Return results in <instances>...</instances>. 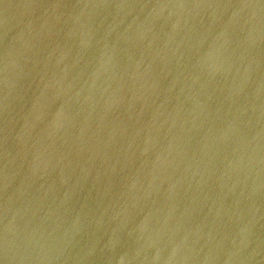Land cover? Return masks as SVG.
I'll return each mask as SVG.
<instances>
[{"label": "water", "instance_id": "1", "mask_svg": "<svg viewBox=\"0 0 264 264\" xmlns=\"http://www.w3.org/2000/svg\"><path fill=\"white\" fill-rule=\"evenodd\" d=\"M0 264H264V0H0Z\"/></svg>", "mask_w": 264, "mask_h": 264}]
</instances>
